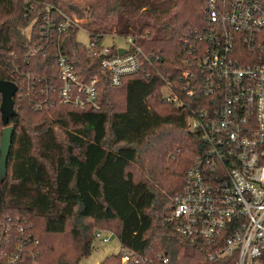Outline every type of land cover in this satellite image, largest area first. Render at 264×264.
Wrapping results in <instances>:
<instances>
[{
	"label": "trees",
	"instance_id": "1",
	"mask_svg": "<svg viewBox=\"0 0 264 264\" xmlns=\"http://www.w3.org/2000/svg\"><path fill=\"white\" fill-rule=\"evenodd\" d=\"M48 4L53 15L85 19L91 36L132 37L144 53L140 70L114 86L78 41L79 28L62 34L61 49L82 79L98 77L99 109L62 103L51 89L42 93L44 79L24 88V70L49 78L57 72V46L46 56L31 54L43 43ZM204 9L205 0H110L86 13L72 0H0V79L19 85L13 145L0 177V264H83L99 229L121 244L100 264H122L124 249L141 259L129 264H226L208 257L213 247L204 240L181 237L164 221L186 170L206 148L189 120L210 96L184 89L190 65L182 49L204 26ZM39 102L45 104L36 108ZM162 251L167 263L156 256Z\"/></svg>",
	"mask_w": 264,
	"mask_h": 264
},
{
	"label": "built area",
	"instance_id": "2",
	"mask_svg": "<svg viewBox=\"0 0 264 264\" xmlns=\"http://www.w3.org/2000/svg\"><path fill=\"white\" fill-rule=\"evenodd\" d=\"M48 8L41 25L43 43L36 44L31 54L41 51L46 56L50 47L57 46V72L49 78L24 70V88L30 91L35 79H44L42 93L51 89L62 103L99 109L98 77L83 80L60 46L62 34L69 29H86L83 21L63 11L53 15V5ZM204 12V26L182 40V49L190 65L183 73L184 89L190 97L195 91L210 96L204 106L192 110L189 120L206 148L186 170L182 189L168 206L164 221L173 223L179 236L201 238L212 246L211 260L264 264V0H205ZM103 38L90 35L86 49L99 58L110 83L119 86L140 70L144 53L132 37H123L129 43L123 54L117 45H100ZM44 104L39 102L36 108ZM179 152L176 148L171 155ZM113 235L97 230L94 245L99 248ZM156 256L168 262L166 252ZM131 260L141 261L124 249L122 264Z\"/></svg>",
	"mask_w": 264,
	"mask_h": 264
},
{
	"label": "rangeland",
	"instance_id": "3",
	"mask_svg": "<svg viewBox=\"0 0 264 264\" xmlns=\"http://www.w3.org/2000/svg\"><path fill=\"white\" fill-rule=\"evenodd\" d=\"M72 1H76L77 3H80L81 5H83L85 7L86 13H90L93 11H98L99 8L102 6V4L110 0H72ZM82 21L85 22V19H83ZM77 39L85 47H88V45L91 42L90 35L84 28L79 29L77 33ZM99 44L104 45V46L117 45L118 47H122L125 49L129 47V43L127 39L117 36V35H106L102 40L99 41ZM163 94L164 96L171 95V90L168 87H164ZM32 123H37V121L34 119L32 120ZM0 128H1V131H0L1 132L0 138H1L3 126L1 125ZM174 151L170 153L171 159L176 158L171 155ZM119 250H121L120 241L115 235H113L109 242L102 244L99 248H97L94 245L91 254L87 258L83 259L82 263L83 264H100V262H102L109 254L113 252L116 253ZM36 264H39V263L36 262Z\"/></svg>",
	"mask_w": 264,
	"mask_h": 264
},
{
	"label": "water",
	"instance_id": "4",
	"mask_svg": "<svg viewBox=\"0 0 264 264\" xmlns=\"http://www.w3.org/2000/svg\"><path fill=\"white\" fill-rule=\"evenodd\" d=\"M119 54L127 52L125 48L117 49ZM19 90V85L15 81L0 79L1 105L0 112L4 124L2 136L0 139V177L1 180L7 174L8 158L13 145V132L15 126L10 124V120L18 115L15 107V97Z\"/></svg>",
	"mask_w": 264,
	"mask_h": 264
}]
</instances>
